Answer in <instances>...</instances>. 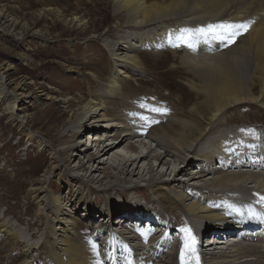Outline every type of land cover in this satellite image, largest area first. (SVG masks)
<instances>
[{
	"label": "bare ground",
	"instance_id": "bare-ground-1",
	"mask_svg": "<svg viewBox=\"0 0 264 264\" xmlns=\"http://www.w3.org/2000/svg\"><path fill=\"white\" fill-rule=\"evenodd\" d=\"M108 2L117 25L127 32L117 31L114 40L102 41L115 67L103 83L93 87L89 81V92L77 99L79 107L73 99L66 101L68 114L75 117L69 130L79 132L91 121L85 129L93 135L90 144L75 151L85 154L93 146L86 164L97 159V165L85 168L77 162L76 171L88 172L86 179L67 173L87 191L93 185L105 196L108 185L103 186L101 178L110 179L109 170L116 176H138L144 183L139 191L156 202L151 211L157 215L161 234L127 225V231H120L122 226L109 225L97 245L77 233L78 222L72 215L63 216L61 198L52 195L51 203L45 198L57 223L42 244L50 259L46 264H118L114 253L120 248L130 252L123 255L121 264H181L188 236L183 229L190 230L195 240V255H186L190 264H196V258L199 264H264V203L259 202L264 197V130L255 123L264 115V0ZM222 24L249 27L233 30L239 31L233 36L217 27ZM229 37L235 47L227 44ZM136 71L152 76L150 88H144L146 81L134 79ZM93 77L100 80L102 76L96 72ZM4 89L0 81V94ZM8 95L0 99V106L13 102L6 111L8 122L23 128L18 99ZM140 117L147 121H138ZM25 135L27 141L39 143L30 132ZM67 151L64 140L56 149L49 148L51 170H59ZM244 159L250 162L248 168L243 167ZM144 161L149 166L138 169ZM125 177L114 184L131 186ZM43 189L31 188L28 196L36 205L37 219L44 212V198H37ZM114 206L109 204L108 211ZM199 222L203 235L209 236L203 251L198 249L203 244L197 237ZM117 224H128V219ZM96 228L90 234L98 237ZM171 228L179 236L166 235ZM15 230L6 223L0 225L10 244H22L25 250L19 253L27 254L32 245L18 239ZM220 237L222 241L217 240Z\"/></svg>",
	"mask_w": 264,
	"mask_h": 264
},
{
	"label": "rangeland",
	"instance_id": "rangeland-1",
	"mask_svg": "<svg viewBox=\"0 0 264 264\" xmlns=\"http://www.w3.org/2000/svg\"><path fill=\"white\" fill-rule=\"evenodd\" d=\"M117 24L108 0H0V81L5 88L0 99L8 97V94L16 96L23 122V128L13 127L6 115L13 102H3L0 106V225L9 224L18 232V239L27 240L32 245L27 254L19 253L25 247L16 243L11 245L8 236L0 231V264H46V260H50L42 244L44 237L49 236V228L57 223L46 200L51 203L52 195L53 198H61L63 216L72 215L78 222L77 233L85 240L93 239L97 245L99 237L104 236L110 227L122 226L120 231L148 228L153 234H161L156 223L157 215L151 211L156 202L146 192L139 191L144 183L138 176H116L115 171L109 170L112 177L101 178L102 185H108L105 196L93 185L87 191L67 173L73 172L86 179L88 172L85 175V172L76 171L77 162L84 164L85 168L90 164L94 169L97 165V159L86 164V156L95 151L93 146L85 154L75 151L90 144L89 137L93 135H88L91 131L85 129L91 121L88 120L79 132L69 130L70 119L75 117L68 114L66 101L73 99L74 106L79 107L77 99L89 92V81L94 82L95 87L103 83L114 69L102 41L114 40L117 31L127 34ZM227 44L236 45L234 42ZM94 72L102 76L100 80L93 77ZM137 74L134 79L146 81L144 88H150L152 76L142 72ZM258 119L256 127L264 130V115ZM138 121L146 122L147 119L141 120L140 117ZM28 132L39 143L27 141L25 134ZM60 140H64L67 146V157L60 163L59 170H51L49 148L56 149ZM143 142L146 146L150 144L147 140ZM107 158L102 161L107 163ZM75 159V163L72 162ZM242 162L244 168L249 167L248 160ZM147 164L148 161L139 163L138 169L147 168ZM150 165L157 168L156 162L150 161ZM160 170L159 167L157 171ZM124 177L130 180L131 186L124 182L114 184L115 180H124ZM183 178V175L179 177ZM36 187L44 188L37 196L39 200L44 198L41 219L35 218L36 205L28 198L30 189ZM73 192L76 193L74 196ZM109 204L116 207L108 211ZM137 210L141 213H136ZM122 219H128V224H117ZM199 224L197 237L203 246L198 245V249L203 251L209 236L203 235ZM95 225L98 237L90 234ZM176 232V228H171L165 233L171 238L179 236ZM127 250L120 248L114 253L116 260H120L118 264L124 261L123 255L130 254Z\"/></svg>",
	"mask_w": 264,
	"mask_h": 264
},
{
	"label": "snow or ice",
	"instance_id": "snow-or-ice-1",
	"mask_svg": "<svg viewBox=\"0 0 264 264\" xmlns=\"http://www.w3.org/2000/svg\"><path fill=\"white\" fill-rule=\"evenodd\" d=\"M211 27V26H210ZM217 27L223 28L225 31L233 32V36L238 35L239 31H233V30H239L243 29L244 31H247L249 25L248 24H222ZM230 42H234L233 37H229ZM188 47H193L191 43L187 44ZM261 203H264V197H260ZM182 231H185L188 233V236L185 241L184 248L181 250V264H190L189 260L186 259L187 253H192L193 256L195 255V240L191 236V232L188 229H183ZM196 264H199L198 258H196Z\"/></svg>",
	"mask_w": 264,
	"mask_h": 264
}]
</instances>
